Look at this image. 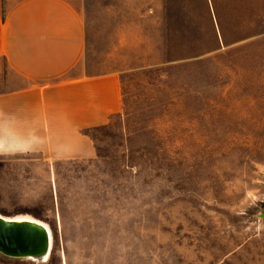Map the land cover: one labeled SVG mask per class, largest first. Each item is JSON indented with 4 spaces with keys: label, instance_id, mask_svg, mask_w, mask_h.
Segmentation results:
<instances>
[{
    "label": "rangeland",
    "instance_id": "obj_1",
    "mask_svg": "<svg viewBox=\"0 0 264 264\" xmlns=\"http://www.w3.org/2000/svg\"><path fill=\"white\" fill-rule=\"evenodd\" d=\"M86 70L114 71L98 155L0 156V214L41 260L264 264V0H85Z\"/></svg>",
    "mask_w": 264,
    "mask_h": 264
},
{
    "label": "crops",
    "instance_id": "obj_2",
    "mask_svg": "<svg viewBox=\"0 0 264 264\" xmlns=\"http://www.w3.org/2000/svg\"><path fill=\"white\" fill-rule=\"evenodd\" d=\"M85 0H0V156L92 158L85 130L120 108L114 71L89 72Z\"/></svg>",
    "mask_w": 264,
    "mask_h": 264
},
{
    "label": "water",
    "instance_id": "obj_3",
    "mask_svg": "<svg viewBox=\"0 0 264 264\" xmlns=\"http://www.w3.org/2000/svg\"><path fill=\"white\" fill-rule=\"evenodd\" d=\"M49 250L47 230L42 224L0 215V253L41 260Z\"/></svg>",
    "mask_w": 264,
    "mask_h": 264
},
{
    "label": "bare ground",
    "instance_id": "obj_4",
    "mask_svg": "<svg viewBox=\"0 0 264 264\" xmlns=\"http://www.w3.org/2000/svg\"><path fill=\"white\" fill-rule=\"evenodd\" d=\"M13 218L14 219H17V220H26V219L34 220V219H32L30 217H27V216H18V217H13ZM34 221L42 224L45 227V229L47 230V235H48V248H50L52 236H51V231H50L49 227H47V225H45L44 223H41V222H39L37 220H34ZM47 254H48V252H47ZM47 254H44L43 255V258H45L47 256Z\"/></svg>",
    "mask_w": 264,
    "mask_h": 264
},
{
    "label": "trees",
    "instance_id": "obj_5",
    "mask_svg": "<svg viewBox=\"0 0 264 264\" xmlns=\"http://www.w3.org/2000/svg\"><path fill=\"white\" fill-rule=\"evenodd\" d=\"M105 125H107V124H102V125H100V126L94 127V128L91 129V130H85V133H86L87 135H89V136L91 137V139L94 141V137H93V135H92V133H91L92 130H95V129L100 128V127L105 126ZM94 143H95V142H94ZM95 150H96V155H98L96 145H95Z\"/></svg>",
    "mask_w": 264,
    "mask_h": 264
}]
</instances>
